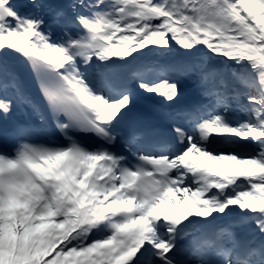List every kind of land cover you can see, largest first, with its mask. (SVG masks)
Here are the masks:
<instances>
[{"label":"snow or ice","instance_id":"6c2138e0","mask_svg":"<svg viewBox=\"0 0 264 264\" xmlns=\"http://www.w3.org/2000/svg\"><path fill=\"white\" fill-rule=\"evenodd\" d=\"M141 94L165 127L126 132ZM14 110L0 264H264V0H0Z\"/></svg>","mask_w":264,"mask_h":264},{"label":"bare ground","instance_id":"6f19581e","mask_svg":"<svg viewBox=\"0 0 264 264\" xmlns=\"http://www.w3.org/2000/svg\"><path fill=\"white\" fill-rule=\"evenodd\" d=\"M16 63H18V61H16ZM12 66V65H11ZM186 86V83L184 82L182 85V90H184V87ZM235 217H232V219H234Z\"/></svg>","mask_w":264,"mask_h":264},{"label":"rangeland","instance_id":"374dc122","mask_svg":"<svg viewBox=\"0 0 264 264\" xmlns=\"http://www.w3.org/2000/svg\"><path fill=\"white\" fill-rule=\"evenodd\" d=\"M54 0H51V2H53Z\"/></svg>","mask_w":264,"mask_h":264}]
</instances>
